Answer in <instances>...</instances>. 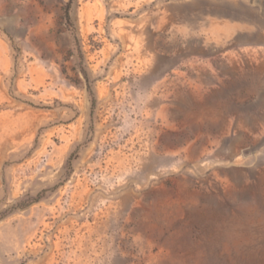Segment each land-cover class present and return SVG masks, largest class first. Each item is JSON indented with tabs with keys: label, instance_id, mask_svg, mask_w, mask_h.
I'll return each instance as SVG.
<instances>
[{
	"label": "rangeland",
	"instance_id": "obj_1",
	"mask_svg": "<svg viewBox=\"0 0 264 264\" xmlns=\"http://www.w3.org/2000/svg\"><path fill=\"white\" fill-rule=\"evenodd\" d=\"M0 264H264V0H0Z\"/></svg>",
	"mask_w": 264,
	"mask_h": 264
},
{
	"label": "trees",
	"instance_id": "obj_2",
	"mask_svg": "<svg viewBox=\"0 0 264 264\" xmlns=\"http://www.w3.org/2000/svg\"><path fill=\"white\" fill-rule=\"evenodd\" d=\"M65 17H66V20L69 21L68 7H67L66 10H65ZM37 201H38V199H32V200H30V201L27 203V205H30V204H32V203H34V202H37Z\"/></svg>",
	"mask_w": 264,
	"mask_h": 264
}]
</instances>
